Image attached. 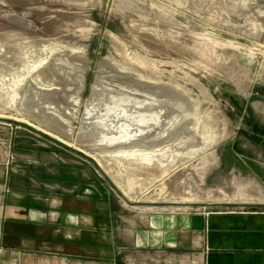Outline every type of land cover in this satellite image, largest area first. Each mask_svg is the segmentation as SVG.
Listing matches in <instances>:
<instances>
[{"label": "rangeland", "instance_id": "374dc122", "mask_svg": "<svg viewBox=\"0 0 264 264\" xmlns=\"http://www.w3.org/2000/svg\"><path fill=\"white\" fill-rule=\"evenodd\" d=\"M39 147L136 210H259L264 0H0V168Z\"/></svg>", "mask_w": 264, "mask_h": 264}, {"label": "crops", "instance_id": "0c3cea01", "mask_svg": "<svg viewBox=\"0 0 264 264\" xmlns=\"http://www.w3.org/2000/svg\"><path fill=\"white\" fill-rule=\"evenodd\" d=\"M37 150L0 168V264H264V201L136 210L79 155Z\"/></svg>", "mask_w": 264, "mask_h": 264}, {"label": "water", "instance_id": "95a60500", "mask_svg": "<svg viewBox=\"0 0 264 264\" xmlns=\"http://www.w3.org/2000/svg\"><path fill=\"white\" fill-rule=\"evenodd\" d=\"M222 95L229 99L230 102L240 111H244L245 110V106L243 104V102L238 98L237 95L235 94H232V93H229L227 91H222ZM126 200H128L126 197H125ZM137 204H144V203H137ZM161 204H165V205H171V203H161Z\"/></svg>", "mask_w": 264, "mask_h": 264}, {"label": "bare ground", "instance_id": "6f19581e", "mask_svg": "<svg viewBox=\"0 0 264 264\" xmlns=\"http://www.w3.org/2000/svg\"><path fill=\"white\" fill-rule=\"evenodd\" d=\"M57 138V137H56ZM59 140H62L60 138H58ZM63 141V140H62ZM65 142V141H64ZM66 143V142H65ZM161 203H166V202H161ZM165 206H168V205H165V204H162L161 207H165Z\"/></svg>", "mask_w": 264, "mask_h": 264}]
</instances>
